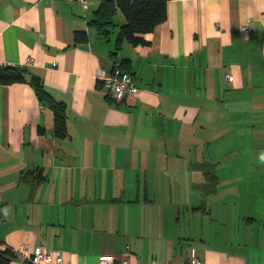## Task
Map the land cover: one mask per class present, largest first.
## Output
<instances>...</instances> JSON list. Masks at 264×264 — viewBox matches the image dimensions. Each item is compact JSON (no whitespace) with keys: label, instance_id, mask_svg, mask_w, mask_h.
I'll return each mask as SVG.
<instances>
[{"label":"crops","instance_id":"1","mask_svg":"<svg viewBox=\"0 0 264 264\" xmlns=\"http://www.w3.org/2000/svg\"><path fill=\"white\" fill-rule=\"evenodd\" d=\"M101 2L0 0V70L41 79L67 125L55 139L28 82L0 85V247L62 264H264V0H170L148 45L113 59L125 20L98 35ZM123 60L139 92L115 103L95 76Z\"/></svg>","mask_w":264,"mask_h":264},{"label":"trees","instance_id":"2","mask_svg":"<svg viewBox=\"0 0 264 264\" xmlns=\"http://www.w3.org/2000/svg\"><path fill=\"white\" fill-rule=\"evenodd\" d=\"M170 0H102L98 10L95 12L90 26L103 38H108L110 31L116 27L113 17L119 11L125 20V24L118 30L115 41V52L111 54L112 59L125 42L132 47L147 46L144 35L152 33L156 27L161 25L167 18V4ZM77 41H81L79 36ZM85 41V39H82ZM120 71L131 74L127 60L115 67L111 72ZM26 70L19 67H5L0 70V85H11L15 83L28 82L34 89L38 100L44 103L54 116L53 136L57 140L65 139L67 136L66 107L50 95L44 87L43 81L37 77L26 79ZM131 76V75H130ZM114 101V100H113ZM208 175V174H206ZM30 172L22 176L21 180L27 182L33 188L37 187L44 180L41 173ZM211 180L213 175L207 176ZM215 182V178H214ZM32 264L29 260L19 262V254L7 246L0 247V264Z\"/></svg>","mask_w":264,"mask_h":264},{"label":"built area","instance_id":"3","mask_svg":"<svg viewBox=\"0 0 264 264\" xmlns=\"http://www.w3.org/2000/svg\"><path fill=\"white\" fill-rule=\"evenodd\" d=\"M73 3L79 4L82 8H85L89 0H70ZM243 32L248 33V25L243 27ZM30 60H28L29 63ZM96 79L102 86L103 91L107 96L111 97L115 103H121L124 100L135 97L139 89L134 84L132 77L126 73L120 71L109 72L100 69L96 73ZM227 80H232L230 74L226 76ZM53 259L56 264L63 263V255L47 254L42 247H36L31 255L27 256L19 254V262L29 260L32 264H43ZM21 264V263H19ZM98 264H130L127 259L117 260L112 255L101 256L98 260ZM186 264H203L199 259L191 256Z\"/></svg>","mask_w":264,"mask_h":264}]
</instances>
